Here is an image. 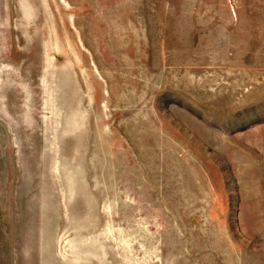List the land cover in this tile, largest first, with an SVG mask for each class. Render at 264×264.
I'll return each mask as SVG.
<instances>
[{
  "label": "rangeland",
  "instance_id": "rangeland-1",
  "mask_svg": "<svg viewBox=\"0 0 264 264\" xmlns=\"http://www.w3.org/2000/svg\"><path fill=\"white\" fill-rule=\"evenodd\" d=\"M0 264H264V0H0Z\"/></svg>",
  "mask_w": 264,
  "mask_h": 264
}]
</instances>
